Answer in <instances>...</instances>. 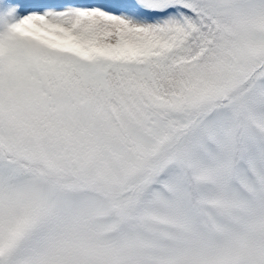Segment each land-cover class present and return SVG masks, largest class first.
<instances>
[{"label": "snow or ice", "instance_id": "obj_1", "mask_svg": "<svg viewBox=\"0 0 264 264\" xmlns=\"http://www.w3.org/2000/svg\"><path fill=\"white\" fill-rule=\"evenodd\" d=\"M0 264H264V0H0Z\"/></svg>", "mask_w": 264, "mask_h": 264}]
</instances>
